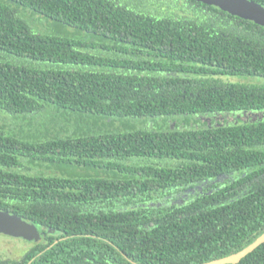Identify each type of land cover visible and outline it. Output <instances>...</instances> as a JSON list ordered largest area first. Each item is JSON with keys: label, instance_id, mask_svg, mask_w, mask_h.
Wrapping results in <instances>:
<instances>
[{"label": "trees", "instance_id": "16d2710c", "mask_svg": "<svg viewBox=\"0 0 264 264\" xmlns=\"http://www.w3.org/2000/svg\"><path fill=\"white\" fill-rule=\"evenodd\" d=\"M228 78L264 79V27L217 7L0 0V210L40 233L0 264H206L255 242L264 121L192 127L264 111V83Z\"/></svg>", "mask_w": 264, "mask_h": 264}, {"label": "water", "instance_id": "95a60500", "mask_svg": "<svg viewBox=\"0 0 264 264\" xmlns=\"http://www.w3.org/2000/svg\"><path fill=\"white\" fill-rule=\"evenodd\" d=\"M209 6H214L235 17L252 21L264 27V6L251 0H196ZM0 235L29 242L38 241V228L17 215L0 210ZM264 244V234L244 250L234 255L218 259L206 264H238Z\"/></svg>", "mask_w": 264, "mask_h": 264}, {"label": "rangeland", "instance_id": "374dc122", "mask_svg": "<svg viewBox=\"0 0 264 264\" xmlns=\"http://www.w3.org/2000/svg\"><path fill=\"white\" fill-rule=\"evenodd\" d=\"M226 81H232V82H245L249 81L251 83L255 82H261L262 84L264 83V79H257V78H247V79H239V78H228ZM38 118V117H37ZM39 121V118L38 120ZM259 121H264V111H242V112H236V113H224V114H212V115H204L197 117L196 120H193L192 127L197 129H210V128H216V127H225V126H232V125H238V124H245V123H254V122H259ZM7 123L8 126H11L14 128L15 121L12 120V118H6L2 117L0 118V124ZM177 123H183L182 121H177ZM36 124V122H35ZM173 124H176V122H172ZM195 124V125H194ZM197 124V125H196ZM117 127L121 126L119 123L116 125ZM153 124L149 123L146 125L148 128H153ZM65 170L64 172L66 174H70L69 170ZM67 170V171H66ZM46 173L50 174H60L61 172L63 173L61 167L56 166L53 169L50 170H45ZM79 173V171L76 169L74 171V175ZM81 173H84V171H81ZM29 246L23 245L18 239L13 240L11 238H5L2 235H0V254L6 257H11V258H18L21 254H23L24 251Z\"/></svg>", "mask_w": 264, "mask_h": 264}]
</instances>
